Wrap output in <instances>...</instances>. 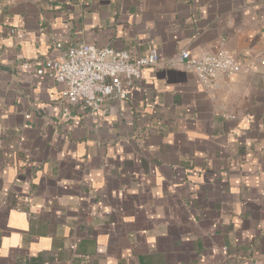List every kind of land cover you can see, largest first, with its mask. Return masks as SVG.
I'll return each mask as SVG.
<instances>
[{
	"label": "crops",
	"instance_id": "obj_1",
	"mask_svg": "<svg viewBox=\"0 0 264 264\" xmlns=\"http://www.w3.org/2000/svg\"><path fill=\"white\" fill-rule=\"evenodd\" d=\"M56 40L240 70L63 112ZM0 264H264V0H0Z\"/></svg>",
	"mask_w": 264,
	"mask_h": 264
},
{
	"label": "built area",
	"instance_id": "obj_2",
	"mask_svg": "<svg viewBox=\"0 0 264 264\" xmlns=\"http://www.w3.org/2000/svg\"><path fill=\"white\" fill-rule=\"evenodd\" d=\"M16 35L15 28L9 29ZM224 39H221V44ZM53 46L57 55L45 61L38 75L48 74L62 86L58 103L75 106L82 111L105 112L110 100L123 101L128 97L127 86L134 84L144 68L180 67L193 74L206 87H212L219 78H229L240 70L233 53L225 46L215 51H203L192 57L189 50L182 49L170 58L159 57L154 50L146 55H136L125 49L97 47L89 43L65 44L56 40ZM23 68L28 61L21 62ZM67 105V106H66Z\"/></svg>",
	"mask_w": 264,
	"mask_h": 264
}]
</instances>
